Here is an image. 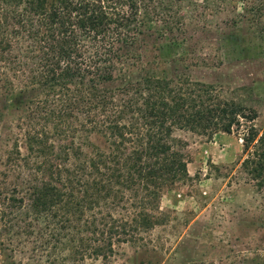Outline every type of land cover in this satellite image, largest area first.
<instances>
[{"label":"trees","instance_id":"trees-1","mask_svg":"<svg viewBox=\"0 0 264 264\" xmlns=\"http://www.w3.org/2000/svg\"><path fill=\"white\" fill-rule=\"evenodd\" d=\"M179 1L0 0V97L14 90L21 94L22 108L17 111L24 115L19 116L22 123L17 129H22L27 143L25 155L12 145L6 157L13 165L22 163L28 172L32 165L41 172L40 177L21 178V197L31 200L33 207L55 203L64 213L80 218L100 202L122 203L124 191H128L137 200L133 208L145 210L162 187L170 189L188 178L173 130L210 136L229 134L238 125L243 107L221 101L210 85L190 82L183 75L175 80L124 78L134 75L130 69L141 63V55L147 51L141 46L147 39L139 15L167 35L174 31L183 34L181 8H174ZM239 2L241 20L252 12L256 17L257 6ZM255 17H246L248 26ZM139 48L144 52H138ZM116 81L119 85L115 87L105 86ZM250 115L248 119L253 113ZM78 132L103 138L108 153L96 148L87 165L79 161L72 168L60 166L61 157L65 161L71 154L69 139ZM49 135L59 139L57 149L47 145ZM256 136L248 128L241 138L243 149H254L240 168L264 188V131L255 140ZM41 155L51 160L31 161ZM71 155L78 161L81 154L75 149ZM97 220L99 229L88 230L97 234L99 244L89 246L88 253L92 259L106 260L111 236H127L128 232L106 228L104 217ZM153 223L152 216L141 212L135 226L147 229Z\"/></svg>","mask_w":264,"mask_h":264},{"label":"rangeland","instance_id":"rangeland-1","mask_svg":"<svg viewBox=\"0 0 264 264\" xmlns=\"http://www.w3.org/2000/svg\"><path fill=\"white\" fill-rule=\"evenodd\" d=\"M239 1L180 0L174 8H181L185 30L172 36L139 15L147 39L141 46L147 51L141 63L130 69L134 75L125 79L175 80L183 75L190 82L210 85L221 101L244 109L229 134L173 130L188 178L170 189L162 187L145 210L133 208L137 200L128 191L122 203L100 202L80 218L64 213L55 203L33 207L31 200L21 197V178L40 177L41 172L33 165L28 172L22 163L13 165L6 157L12 145L21 156L27 153L23 131L17 129L22 123L18 118L24 115L17 111L22 97L18 90L0 97V264H264V188L240 168L254 149H243L241 138L248 128L256 132L255 140L264 131V0H246L258 7L256 17L253 12L246 16L255 17L250 26L246 17H239ZM117 85L118 81L105 86ZM51 126L46 125L48 134ZM49 137L47 145L57 149L59 139ZM69 140L71 154L78 149L81 155L78 161L71 154L65 161L62 156L60 166L72 168L79 161L87 165L96 148L101 153L109 150L97 134L78 132ZM47 159L41 155L31 161L38 164ZM62 192L67 191L62 188ZM141 212L152 216V227L135 226ZM101 217L106 228L128 232L111 236L106 260L92 259L88 253L89 246L99 244L97 234L88 229L98 230Z\"/></svg>","mask_w":264,"mask_h":264}]
</instances>
